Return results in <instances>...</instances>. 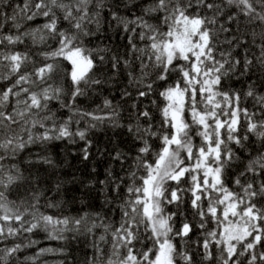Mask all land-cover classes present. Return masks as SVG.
I'll return each mask as SVG.
<instances>
[{"label":"snow or ice","instance_id":"6c2138e0","mask_svg":"<svg viewBox=\"0 0 264 264\" xmlns=\"http://www.w3.org/2000/svg\"><path fill=\"white\" fill-rule=\"evenodd\" d=\"M139 7L129 18L120 15L117 0H0V81L5 82L0 86V264H38L42 256L64 251L39 248L21 261L18 254L37 245L32 237L41 231L45 239L65 243L89 237L88 264H197V256L199 264H264V93L257 90L258 84L264 87V0H139ZM37 20L42 23L32 27L29 22ZM242 20L252 28L258 55L248 54ZM105 24L122 28L123 53L93 44ZM221 34L230 35L221 39ZM40 46L47 50L31 52ZM237 48H244L242 57L235 55ZM109 71L108 80L125 75L137 99L158 92L165 102L161 107L152 101L160 113L156 125L151 111L133 104L136 123L127 125L139 142L133 165L124 176L108 170V178L99 181L114 193L105 204L117 205L111 210L118 209L119 219L45 214L40 201L46 193L33 188L27 190L31 201L11 199L30 179L18 157L32 146L78 138L86 142L87 160L90 129L105 121L122 127L111 100L97 106L99 112L109 109L102 115L78 103L107 83L103 77ZM242 79L243 91L232 83ZM130 95L127 88L122 92ZM249 99L251 108L243 103ZM61 110L68 115L61 116ZM85 118L84 128L73 129ZM113 159L123 165L128 157L117 152ZM33 163L53 161L37 154L28 161ZM229 172L235 174L231 186ZM61 188L58 182L56 193ZM189 194L199 220L193 225L185 216L176 228L175 217L184 214ZM46 207L60 204L49 201ZM210 222L215 227L209 229ZM195 228L200 238L193 241ZM21 236L26 242L9 245Z\"/></svg>","mask_w":264,"mask_h":264},{"label":"trees","instance_id":"16d2710c","mask_svg":"<svg viewBox=\"0 0 264 264\" xmlns=\"http://www.w3.org/2000/svg\"><path fill=\"white\" fill-rule=\"evenodd\" d=\"M14 4L17 0H11ZM120 3L119 13L122 16H127L129 18L133 17V13L139 14V0H117ZM125 3L128 4L125 7ZM5 11L11 13L12 9L5 6ZM107 15V13H105ZM226 17H221L220 22L224 23ZM32 27L37 26L42 23L41 20L36 22H29ZM114 25V22H113ZM233 30H235L236 25H228ZM241 32L245 33V39L247 44L245 47H249L248 54L251 56L253 54L258 55L259 49L252 46L253 36L251 35L252 28L246 26L241 21ZM7 31V29H6ZM259 32V29H256ZM224 35L221 34V39ZM257 43H259V37H256ZM94 45H99L100 47H110L113 51L118 50L120 53L124 52V45L126 40L124 39V34L121 30L118 32L113 27H108L107 24L104 25V34L98 39L93 41ZM55 47V45H52ZM223 47H227L224 45ZM20 51L26 50L24 46H18ZM31 52L34 54L41 50H47L44 46L31 47ZM235 55L237 57H242L244 55V48L235 49ZM38 61L40 58L35 56ZM42 62V61H40ZM112 73L109 71L103 78L107 81L106 84L99 87L96 91L90 92L87 97H82L79 100V106L89 112L96 111L97 114H104L109 111V109H103V112L98 111V107L103 108V102L105 99L111 100L114 106H118L119 111V123L122 127H113L109 122L105 121L103 124L98 125L95 129H90L87 134V139L91 142L89 147V158L87 160L83 157V149L86 147V142L81 141L76 138L75 143H69L67 140L53 141L46 147L40 145H34L29 150L25 151L18 157V161L22 170H24L25 175L29 176V181L25 182L20 186L18 192H13L11 199H15L19 204L20 198L27 199L31 201V196L28 195V189L33 188L37 190H43L46 195L41 198L40 201V211L45 214H50L54 216L70 215L78 216L85 213L95 214L99 213L101 216H107L108 219L118 220L119 211L114 213L111 209L117 208L115 203L111 205L105 204V200L112 198L114 193L109 189L105 191V185H101L99 181L106 180L108 170H111L113 174L117 177L124 176L127 170H130L133 165V159L137 154L139 142L135 141L130 133L127 131V125H135V112L136 109L133 108L135 103L139 110L147 109L152 112L154 117V125L158 124L160 121V113L157 108V104L161 107L165 103L163 99L159 96L158 92L155 95H151L146 98L137 99V92L134 88L128 86V79L125 75H119L111 80L108 77ZM259 73L253 76L252 80H257ZM54 82L60 83V77L54 76ZM250 82V81H249ZM5 82L0 81V86H3ZM233 87L243 91L247 88V84L244 83L243 79L240 82L233 81ZM243 86V87H242ZM127 88L131 93L130 96H122V92ZM257 90L264 93V87L257 85ZM156 100L157 104H153L152 101ZM247 107H252L251 99L243 102ZM53 109H57L59 105L53 102L51 105ZM61 116H67L66 110H61ZM81 121L80 125L73 124V129L76 127L84 128L86 126L85 121ZM190 120V117H188ZM141 123L146 124V121H141ZM194 143L199 144L200 138L195 137ZM156 149L158 150L159 141H155ZM117 152L125 154L128 159L121 164V161L113 159ZM37 154L40 156H48L52 161V165H46L43 163H33L28 164L29 160L35 161L37 159ZM254 154V153H253ZM242 156H246V153H241ZM154 161V157L152 158ZM187 162V161H186ZM243 168V164H240V169ZM228 183L229 186L232 185V179L234 177L233 172H229ZM60 182L62 183V188L60 193H56L55 185ZM124 189L121 188V193ZM51 201L53 203H59V208H48L46 204ZM264 203V202H262ZM169 211H176L175 207L170 206ZM181 211L183 215H178L175 217V226L180 228L184 222L185 216L187 220L195 225L199 218L194 217L192 214V209L190 207V194L186 203L182 206ZM31 219V217H28ZM105 222H108L106 219ZM215 227L211 222L208 228L211 229ZM103 230H97L96 236L98 237L102 234ZM200 229L195 228L194 232L191 234V239L193 241L197 240L199 237ZM27 236L28 234H24ZM44 232H38L33 239L39 241L37 245L31 248L24 249L18 254L21 261H24V257L33 255L39 248H60L63 247L64 251L62 253L46 254L40 258L38 264H88L89 257L93 254V249L91 246V239L89 237H80L77 240H70L68 242L51 241L45 239ZM15 242H26L24 237H19L16 241H9V245ZM177 245L182 242L177 239L175 241ZM192 247H195L192 245ZM197 264H199V257H196ZM30 264V262H27Z\"/></svg>","mask_w":264,"mask_h":264}]
</instances>
